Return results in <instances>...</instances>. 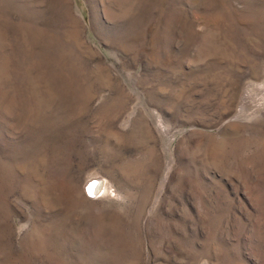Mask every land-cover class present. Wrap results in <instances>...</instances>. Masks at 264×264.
Instances as JSON below:
<instances>
[{"label": "rangeland", "instance_id": "1", "mask_svg": "<svg viewBox=\"0 0 264 264\" xmlns=\"http://www.w3.org/2000/svg\"><path fill=\"white\" fill-rule=\"evenodd\" d=\"M0 264H264V0H0Z\"/></svg>", "mask_w": 264, "mask_h": 264}, {"label": "bare ground", "instance_id": "2", "mask_svg": "<svg viewBox=\"0 0 264 264\" xmlns=\"http://www.w3.org/2000/svg\"><path fill=\"white\" fill-rule=\"evenodd\" d=\"M95 183H96V182H95ZM95 183H94V182L90 183V185H89L88 187L92 186V187H91L92 190L95 189V188H98L97 185H95ZM94 187H95V188H94ZM97 192H98V191H97Z\"/></svg>", "mask_w": 264, "mask_h": 264}, {"label": "snow or ice", "instance_id": "3", "mask_svg": "<svg viewBox=\"0 0 264 264\" xmlns=\"http://www.w3.org/2000/svg\"><path fill=\"white\" fill-rule=\"evenodd\" d=\"M91 187H92V186L89 187V194H91Z\"/></svg>", "mask_w": 264, "mask_h": 264}]
</instances>
